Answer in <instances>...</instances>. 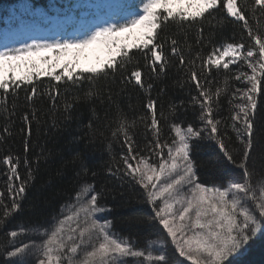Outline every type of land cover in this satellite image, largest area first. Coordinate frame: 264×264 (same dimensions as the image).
I'll list each match as a JSON object with an SVG mask.
<instances>
[{
    "label": "snow or ice",
    "instance_id": "snow-or-ice-1",
    "mask_svg": "<svg viewBox=\"0 0 264 264\" xmlns=\"http://www.w3.org/2000/svg\"><path fill=\"white\" fill-rule=\"evenodd\" d=\"M140 6L142 14L132 15L123 22L99 24L83 38L33 36L12 46L5 43L0 48V92L15 94L22 86L23 90L34 92V78L47 77L57 82V90L61 82L65 85V99L59 113L64 123L77 119L73 115L77 105H85L89 114L86 123L77 124L81 134L74 140L82 148L71 159V163L78 165L75 173L78 189L84 185L76 195L87 194L80 201L88 219L87 227L79 233V241L73 240L72 235L67 239L62 235L71 216L53 217L45 224L27 226L20 220L15 228H8L22 209L34 172L33 162L25 160L27 172L21 179L20 161L14 160L9 152L3 163L8 167L6 183L11 199L5 204L4 196L0 195V232L12 239L0 245L2 264H73L70 254L78 253V249L84 253L78 264H225L264 230V185L257 194L248 183L253 113L258 106L257 96L264 97V33L253 32L251 17L257 12L264 13V0H251L250 7L238 5V0H140ZM23 9L11 16L10 21L20 20L29 11L26 3ZM213 12L221 13V20L218 29L214 28L206 37L209 50L206 58L191 50L186 58L177 50V41L173 40L169 46L161 37L167 24L196 25ZM229 22L232 33L224 35ZM137 29L139 33L131 43L125 42L127 37L122 39L123 33L131 34ZM201 37L200 44L204 45L203 33ZM95 45L101 46L107 55L97 57L93 66L82 67L81 53ZM130 50H142L150 80H165L174 71L173 87L185 91L186 99L163 100L159 92L153 97L155 84H145L142 76L145 64H132L135 53ZM196 60L201 61L199 69ZM234 64L250 71L234 74L243 87L231 92V96L241 102L228 109L226 121L224 106L214 99L220 90L213 92L206 85L210 77L221 70L230 72ZM129 66L136 70L129 71ZM125 72H128L125 84L139 89L142 98L143 115L139 122L143 131L135 107H122L111 91H102L101 80L111 77L114 81L117 73L123 78ZM98 101L116 109L109 124V127L114 125L110 139L96 129V121L101 119ZM189 108L192 116L186 119ZM38 116V113L26 114L23 121L30 127ZM228 121L239 141L237 148L232 147L235 141L228 136L227 127H222ZM52 126L59 127L55 116ZM98 140L109 153V160L100 169H94L86 162L85 153ZM6 141L7 136L0 137V144ZM205 142L212 146V151L207 159H202L199 152ZM24 143L27 149L29 141ZM114 146L120 148L118 156ZM35 155L39 160L44 152ZM229 166L240 169L243 182L222 171ZM206 170L212 175L211 180L202 178ZM102 173L115 177L121 186L127 185L125 194L129 201L138 197L150 206V215L134 214L127 223L153 230L155 237L149 236V240L159 247L141 246L139 237L133 242L131 237L126 239L112 230L113 221L103 218L109 211L103 206L109 190L104 183L99 187L94 184ZM17 180L19 184L14 185ZM24 227H31L35 234L45 228L46 239L39 242L16 239L22 233L27 235ZM66 253L69 255L65 258Z\"/></svg>",
    "mask_w": 264,
    "mask_h": 264
},
{
    "label": "trees",
    "instance_id": "trees-1",
    "mask_svg": "<svg viewBox=\"0 0 264 264\" xmlns=\"http://www.w3.org/2000/svg\"><path fill=\"white\" fill-rule=\"evenodd\" d=\"M21 0H0V24H2V17L6 14L11 6H16ZM34 6H41L46 8L49 0H29ZM238 5L245 7L251 6V0H238ZM264 13L257 12L256 15L251 17L253 25V32L264 33V19L261 18ZM221 20V13L213 12L211 16L206 15L201 19V22L196 25H179L167 24L161 32V37L170 46L173 40L177 41V50L182 51L186 58L187 53L191 50L194 53L202 55L204 58L209 54L206 37L209 32L214 28L218 29ZM238 32V27H237ZM201 33L205 38V44L201 45ZM232 33L231 22L229 27L224 30V35ZM133 51L134 57L132 64L141 63L145 64L143 59L142 50ZM201 64L200 60H196L197 69ZM231 71L225 73L221 70L220 73L214 77L209 78L207 88L215 92L216 89L220 90V95L214 97L218 99L224 106V117L227 121L229 116L228 109L241 101L231 96V92L236 89L242 88V82L236 81L234 74L237 71H250L246 67L232 65ZM136 70L129 66V71ZM149 68L146 66L142 69V76L147 83H154L155 87L152 90L153 97H156L158 92L163 100L174 98L178 101L186 99V92L181 91L179 87H173L175 73L170 72L165 80H150ZM259 75V72L257 73ZM128 77V72L124 73L121 78L117 73L115 80L111 77L107 81L101 80L100 84L103 85L102 91L105 93L111 91L112 96L120 106H132L137 109V120L140 130L143 131V124L139 122V117L143 115L141 97L139 89L132 88L131 84L126 85L125 79ZM57 82L47 77L34 78L35 91L31 89L28 91L19 90L15 94H4L0 92V137L7 136L6 143L0 144V195L4 196V203L7 204L11 196L8 193V167L3 163V157L11 152L14 160H19L18 171L21 174V179L24 178L27 169L24 166L25 160L33 162L34 169L33 176L29 180L26 193L22 200V209L10 221L8 228L16 227L18 221L23 220L25 225L34 223L45 224L50 218L56 217L59 219L62 209L70 204L76 191H82L84 185H80L79 189L76 183L75 173L78 165L71 163L73 153L82 148V144L77 143L74 137L80 135L77 124L86 123L89 118L87 107L85 105H77L73 113L76 120L71 123H64L59 116L62 110L63 101L65 99V85L63 82L60 84L59 90L55 87ZM87 87V84H85ZM161 89H166L160 92ZM58 96V98H56ZM55 98V99H54ZM231 100V104L229 103ZM257 109L254 111V131L252 134V148L248 158V168L251 173L248 183L254 188L261 183H264V97L257 96ZM101 119L96 121V129L103 133L106 138H111V132L114 125L109 127L110 122L114 118L115 107H109L105 102L103 105L97 102ZM158 113L160 111L159 104L157 105ZM38 113V119L34 120L30 127L26 126L23 117ZM106 114V115H105ZM59 127H53V117ZM192 110L189 108L185 113V118L190 119ZM10 117V119H9ZM230 121L222 125L227 127L228 136L235 141L232 144L233 148L239 146V141L236 140L235 134L231 127L228 126ZM25 140L29 141L28 148H25ZM101 141H97L94 148L89 149L85 153V159L88 165L94 169H100L101 165L109 160V153L104 151L101 147ZM103 143H107L104 140ZM44 152V155L37 160L36 153ZM212 151V146L205 142L200 149V156L202 159H207L209 153ZM114 152L117 156L120 154L119 146H114ZM214 171V170H212ZM231 175L233 180L240 181L242 175L239 168L229 166V169L222 170ZM202 178L212 179V175L208 170L205 171ZM243 182V181H240ZM101 183L107 185L109 193L105 197L104 207L109 211L103 214V218L113 221V231L120 233L124 238L131 237L133 242H136L139 237L141 246L151 245L149 236L155 237L153 230L140 226L130 225L127 223L128 217L132 215H150V206L144 205L139 198L129 201L125 194L127 185L121 186L115 177L108 176L102 173L96 178L94 184L99 187ZM19 180L14 181V185H18ZM21 231V229H17ZM24 232L16 239L31 242L32 240H39L42 238L45 228H41L39 234H35L31 227H24ZM11 237L4 236L0 232V245L9 243ZM3 258H0L2 264ZM225 264H264V235L253 238L246 246L245 250L240 254L230 257Z\"/></svg>",
    "mask_w": 264,
    "mask_h": 264
},
{
    "label": "rangeland",
    "instance_id": "rangeland-1",
    "mask_svg": "<svg viewBox=\"0 0 264 264\" xmlns=\"http://www.w3.org/2000/svg\"><path fill=\"white\" fill-rule=\"evenodd\" d=\"M25 3L28 5L29 11L25 12L20 20L11 22L9 18L14 14L23 12V5ZM97 5H100V7H97ZM193 7L195 8V5ZM136 14H142L140 0H49L46 8L34 6L29 0H21L16 6H11L2 17V24H0V48L4 47L5 43L8 46H12L13 43L18 44L33 36L43 39L56 37L61 39L83 38L99 24L123 22ZM138 33V29L134 30L131 34L123 33L122 39L127 37L125 42L131 43ZM6 35L8 37L7 42L5 41ZM106 55V51L99 45L85 49L81 53L82 67L93 66L96 63L97 57L104 58ZM59 71L57 70V73ZM262 185L264 183L254 188L257 194H259V189ZM86 195L74 197L72 202L62 209L59 219H63L64 216L72 217V220L66 221L64 225L62 235L65 236V239H67L68 235H72L73 240L78 242L80 231L87 227L85 221L88 217H86L80 205V201ZM260 235H264V230L257 234V236ZM42 239H46V237L42 236V238L36 241L39 242ZM149 246L154 248L159 247L158 244H151ZM245 248L238 254L244 251ZM67 255L69 254L66 253L65 258ZM70 255L74 258L73 264H78L79 258H82L84 253L78 249V253Z\"/></svg>",
    "mask_w": 264,
    "mask_h": 264
}]
</instances>
